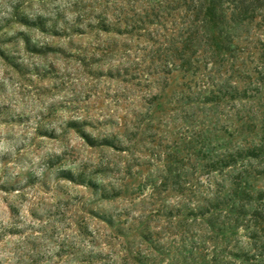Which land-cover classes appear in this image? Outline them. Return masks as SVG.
I'll return each instance as SVG.
<instances>
[{
  "label": "rangeland",
  "instance_id": "obj_1",
  "mask_svg": "<svg viewBox=\"0 0 264 264\" xmlns=\"http://www.w3.org/2000/svg\"><path fill=\"white\" fill-rule=\"evenodd\" d=\"M195 1L0 3L7 13L0 16V67L19 85L17 103L0 82L7 101L0 103V139L10 145L0 154V216L21 223L22 207L29 204V215L41 225L0 231V264H264V166H248L246 174L257 199L231 200L230 179L244 169L208 166L215 129L197 131L210 105L180 99L184 75L176 68L165 72L164 60L176 56L169 48L184 28L199 24ZM25 12L34 13L36 22ZM116 56L129 63L101 74L96 65ZM24 57L30 65L17 63ZM61 111L108 114L116 129L112 140L86 141L99 153L95 166L84 161L75 174L61 172L80 158L77 150L63 159L45 151L60 140L45 129L61 119ZM65 127L79 131L71 120ZM218 134L223 142L225 129ZM97 198L112 203V210L98 215ZM38 205L46 211L37 213Z\"/></svg>",
  "mask_w": 264,
  "mask_h": 264
},
{
  "label": "trees",
  "instance_id": "obj_2",
  "mask_svg": "<svg viewBox=\"0 0 264 264\" xmlns=\"http://www.w3.org/2000/svg\"><path fill=\"white\" fill-rule=\"evenodd\" d=\"M195 2L199 5V24L193 31L184 28L180 40L169 48L176 56L164 60L169 68L165 72L169 75L176 68L184 75L180 99L188 98L199 108L210 105L207 115H201L197 131L203 134L215 129L208 166L214 170L244 169L230 179L231 200L254 201L257 190L247 186L246 174L248 166H264V34L256 38L249 33H264V3ZM246 28L248 34L243 31ZM190 31L192 34L185 35ZM189 103L184 102V109ZM208 119L210 124H206ZM220 129L227 133L223 142L218 140Z\"/></svg>",
  "mask_w": 264,
  "mask_h": 264
},
{
  "label": "clouds",
  "instance_id": "obj_3",
  "mask_svg": "<svg viewBox=\"0 0 264 264\" xmlns=\"http://www.w3.org/2000/svg\"><path fill=\"white\" fill-rule=\"evenodd\" d=\"M16 2L17 0H13V3ZM113 2H118V0H113ZM0 3H3V0H0ZM4 6L5 8L8 7L7 4H5ZM10 10L11 9L9 8L8 11ZM25 14L27 15L30 21L36 22L37 17L34 13L25 12ZM4 15H7V13L0 12V16H4ZM67 18L68 20L71 21L74 17L72 14H69ZM106 22L109 25H111L112 23H114V17L111 14H109L107 16ZM121 27H123V25H121ZM22 30L27 32V29H22ZM7 35L14 36L15 30L7 32ZM17 63H21L23 65H30L31 61H29L27 57H24L23 60L17 61ZM128 63L129 61H127L123 57L116 56L115 58H110L107 61L99 65H96V67L99 69L101 74L109 73V72L115 74L116 72L122 70L121 66H126ZM0 82H2L6 86L8 97L9 98L15 97L16 102L18 103L19 97L16 96V91L19 85H13L4 77L3 67H0ZM57 99H60V97H57ZM5 102L7 101L4 100V97L0 96V103H5ZM39 108L40 106L36 105V107L31 109V111L35 113V111ZM17 112H19V108H17ZM59 115L61 116V119L58 120L57 123L53 124L52 126L47 127L45 131L48 133H52L55 136H59L60 140L55 141V144L57 145L55 148L48 147L45 149V151L55 152L57 156H60V158L63 159L65 158V156H70L72 154L73 149H76L77 154L80 157L79 159L76 160L75 163H72L71 160H69L68 163H66L65 166L61 168L59 171L75 174V171L78 169L79 165L84 161H88L93 166H95L100 159L99 153H94L92 152L91 149H88L86 141H90L96 144H102L106 141L112 140L113 133L116 131V129H114L109 125L108 114L105 113L104 115H101L99 113H93L92 115L89 116L85 114L83 111L75 112V113L61 111ZM66 120H71L79 131L74 132L69 128L65 127ZM3 127H4L3 125H0V129H2ZM28 135L31 136L32 133L29 132ZM9 147L10 145L8 143H6L3 139H0V154H3L4 152L8 151ZM33 163H35V160L33 161ZM4 167L5 165L3 163H0V172L3 171ZM9 167H12V165H9ZM27 167L29 166L25 165V168ZM18 171H20L19 167L16 168V172ZM42 171L43 170L41 169L36 173V175L41 176ZM14 178H15V172L13 173V179ZM60 183L67 184L66 181H61ZM93 183H95V181H93ZM68 187L72 188L74 186L68 185ZM96 187L99 192L103 193L104 189L101 185L97 184ZM0 195H2V193H0ZM29 207H30L29 204L23 205L20 213V220L22 221L21 223L13 224L11 219L6 214L0 216V231H3L5 227H16L20 229H25L29 226V224H31L34 227H40L41 226L40 222L32 220L31 216L29 215ZM33 207L37 213L42 214L46 211V208L42 205L33 206ZM112 208H113L112 203H110L107 200L97 198L95 211L98 215L102 214L103 212L110 211L112 210ZM73 236H74V232L68 234L69 239H71ZM61 238L63 237H58V239ZM76 242L79 243V240H77Z\"/></svg>",
  "mask_w": 264,
  "mask_h": 264
}]
</instances>
